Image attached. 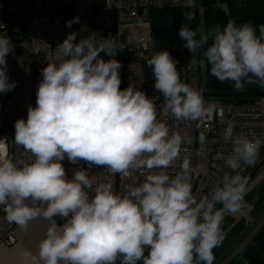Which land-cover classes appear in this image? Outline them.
Segmentation results:
<instances>
[{
	"label": "clouds",
	"instance_id": "clouds-1",
	"mask_svg": "<svg viewBox=\"0 0 264 264\" xmlns=\"http://www.w3.org/2000/svg\"><path fill=\"white\" fill-rule=\"evenodd\" d=\"M184 7L191 9L183 13L187 20L195 19V0H184ZM78 22L77 17L66 26ZM76 35L69 33L57 46L55 61L41 70L35 107L14 124L15 143L32 159L23 164L0 159V206L7 221L25 231L33 220L48 221L39 243L42 264H116L118 258L120 264H213V249L224 239V216L236 213L244 200L248 180L238 169L256 162L264 141L234 134L229 124L222 140L231 142L232 151L224 159L235 174L225 172L220 184L198 197L190 159H181L190 137L158 119L154 101L159 97L148 98L131 84L121 90L114 40L93 34L75 43ZM179 36L193 57L203 49L210 74L220 82L231 81L235 89L264 87V25L259 36L252 22L217 25L211 44L199 27L184 24ZM13 47L0 32V93L16 87L6 61ZM101 52L112 58L105 61ZM147 64L175 121L200 127L217 115L223 118L222 107L206 104L200 90L181 81L168 51L156 52ZM199 141L205 142L203 133ZM65 157L72 164L85 162L88 169L103 166L113 175L139 172L144 179L118 193L110 183L96 184L84 167L69 179ZM178 161L180 170L170 173ZM30 255L25 254V264Z\"/></svg>",
	"mask_w": 264,
	"mask_h": 264
},
{
	"label": "built area",
	"instance_id": "built-area-1",
	"mask_svg": "<svg viewBox=\"0 0 264 264\" xmlns=\"http://www.w3.org/2000/svg\"><path fill=\"white\" fill-rule=\"evenodd\" d=\"M0 0V23L6 25L0 32H6L13 44V50L6 56L7 74L9 82H16L12 91L0 93V159L11 158L19 164L30 162L31 154L22 146L15 143L14 124L18 119H27L28 107H35L36 92L39 81L42 79L41 70L47 63L55 61V49L71 32L77 33L75 43L90 35L97 38H111L117 44L115 59L120 54L129 53L132 59L125 62L120 69L121 90L130 84L144 92H158L155 87V77L149 76L142 67L140 60L147 56L149 47L142 27H132L131 23L146 21L151 8L184 7V0ZM198 18L201 20L203 7L199 0H195ZM24 14L27 19L14 26L12 20ZM79 18L78 23L67 27V22ZM139 45V49L131 46ZM123 49L120 50V47ZM100 57L105 61L112 57L104 52ZM184 64L177 65L181 81L202 93L205 88V58L203 50L199 57ZM154 101L158 119L166 122L171 130L179 131L190 137L191 142L182 145L184 151L181 159L187 155L192 168L193 193L198 197L208 195L216 185L220 184L225 172L232 173L225 164V157L232 151L231 142H224V129L232 124L234 134L242 133L249 138L258 136L264 141V97L254 98L248 102L220 101L204 97L206 104L215 103L224 109L221 119L218 115L211 120L204 121L200 127L196 122H177L163 107V97ZM205 135L203 144L199 141L200 134ZM264 149V145L260 150ZM262 159L259 155L252 165L241 164L239 173L245 176ZM176 166L169 169L175 174L179 169ZM66 175L72 178L74 170L84 167L85 162L72 164L67 157L62 161ZM89 174L95 177L96 184L110 183L114 190L123 193L127 185H138L144 177L139 172H133L127 177L113 175L103 166H94L88 169ZM59 218V217H57ZM62 223L64 221L59 218ZM17 225L9 223L6 213L0 206V240L6 245L15 242ZM246 242V241H245ZM243 243V242H242ZM116 264H120V258Z\"/></svg>",
	"mask_w": 264,
	"mask_h": 264
},
{
	"label": "trees",
	"instance_id": "trees-1",
	"mask_svg": "<svg viewBox=\"0 0 264 264\" xmlns=\"http://www.w3.org/2000/svg\"><path fill=\"white\" fill-rule=\"evenodd\" d=\"M224 0H199L203 7L201 20L198 18L195 8V19L188 21L184 12L191 9L185 7L172 8H151L146 21L149 23V33L151 44L147 56L140 60L142 67L149 76H154L152 68L148 66L147 60L153 54L160 51H168L177 61V65L186 63L191 59L199 57L203 49L198 50L193 57L184 41L179 36V29L187 24L190 28L199 27L205 32V27L221 28L228 22H235L237 25L245 22H252L256 26V34L259 36V26L264 25V0H241L239 6L231 4L229 11L218 6ZM231 2V0H228ZM212 43L210 37L209 44ZM133 57L131 54H120L116 57L121 65ZM176 65V66H177ZM122 67V66H121ZM210 65L205 59V88L209 92H233V91H259L264 90L258 84H247L242 89H235L231 81L220 82L210 74ZM121 69V68H120ZM119 69V72H120ZM220 101L248 102L253 98H214ZM264 157V156H261ZM250 202L251 207L264 211V177L252 186L244 195ZM229 218L225 217L222 223L224 239L222 243L213 249V264H264V216L251 232L242 240L232 241L233 235L243 226L241 222H235L231 227ZM242 240V241H241ZM241 241V242H240ZM246 241V242H245ZM231 242V243H230ZM243 242V243H242ZM230 243V245H229ZM203 264V262H201Z\"/></svg>",
	"mask_w": 264,
	"mask_h": 264
},
{
	"label": "rangeland",
	"instance_id": "rangeland-1",
	"mask_svg": "<svg viewBox=\"0 0 264 264\" xmlns=\"http://www.w3.org/2000/svg\"><path fill=\"white\" fill-rule=\"evenodd\" d=\"M235 4L239 6L241 4V0H231L229 2L228 0H224L222 2L218 3L219 7L224 8L225 10L229 11L230 5ZM27 19V17L24 14H20L18 17H15L12 22L14 23V26H19L20 22H23ZM130 26L132 27H142L145 31V39L147 42V45L151 44L150 40V33H149V23L148 21H141V22H135L131 23ZM214 27H205V34L209 35V37H212V35L215 32ZM139 45H133L131 46L132 49H139ZM259 155L264 156V149L259 150ZM262 177H264V171H262L247 187L245 193L254 186ZM264 216V211H260L259 208H252L250 205V202L247 198H244L241 208L236 213H228L225 214L224 218L227 217L231 221L228 228H230L235 222H241L243 223L242 228H240L232 237V241H239L240 239H244L250 232L253 230V228L258 224L260 219ZM233 227H231L232 229ZM225 230V227L222 228V231ZM242 239V240H243ZM241 240V241H242ZM240 241V242H241ZM231 243V242H230ZM229 243V245H230Z\"/></svg>",
	"mask_w": 264,
	"mask_h": 264
},
{
	"label": "crops",
	"instance_id": "crops-1",
	"mask_svg": "<svg viewBox=\"0 0 264 264\" xmlns=\"http://www.w3.org/2000/svg\"><path fill=\"white\" fill-rule=\"evenodd\" d=\"M222 2V1H221ZM58 224H63L55 218ZM48 221L43 218L29 223L27 230L15 229V242L6 245L0 240V264H25V254L30 253L27 264H42L39 260V243L44 238Z\"/></svg>",
	"mask_w": 264,
	"mask_h": 264
},
{
	"label": "water",
	"instance_id": "water-1",
	"mask_svg": "<svg viewBox=\"0 0 264 264\" xmlns=\"http://www.w3.org/2000/svg\"><path fill=\"white\" fill-rule=\"evenodd\" d=\"M10 38L13 37V34L9 35ZM146 96H161L163 94L160 92H144ZM204 97L208 98H260L264 97V90L259 91H233V92H203ZM264 171V157L259 161V163L244 177L247 178L248 183L247 186L262 172ZM246 186V187H247ZM222 205H217V208L221 207ZM145 255H148V249L145 250Z\"/></svg>",
	"mask_w": 264,
	"mask_h": 264
}]
</instances>
